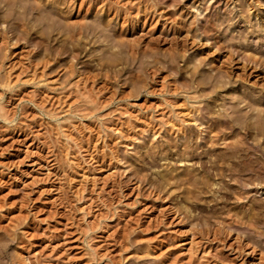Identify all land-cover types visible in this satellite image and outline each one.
<instances>
[{
    "label": "rangeland",
    "instance_id": "rangeland-1",
    "mask_svg": "<svg viewBox=\"0 0 264 264\" xmlns=\"http://www.w3.org/2000/svg\"><path fill=\"white\" fill-rule=\"evenodd\" d=\"M34 1L0 4V264H264V0Z\"/></svg>",
    "mask_w": 264,
    "mask_h": 264
},
{
    "label": "bare ground",
    "instance_id": "bare-ground-1",
    "mask_svg": "<svg viewBox=\"0 0 264 264\" xmlns=\"http://www.w3.org/2000/svg\"><path fill=\"white\" fill-rule=\"evenodd\" d=\"M19 1L20 2H22V0H0V4H1V2H3L5 5H6V7L8 8V14L6 15V17L5 18H3V17H1V18H3L4 19V21L5 22H10V23H8L9 24V27H10V29L13 31L14 29H16L17 28V26H18V24H19V22L22 20V18L20 19V17H18V16H14V14H15V11L17 10L16 9V7L18 6V3H19ZM43 1V0H42ZM260 1V0H259ZM29 2H30V0H29ZM261 2V1H260ZM260 2H258V3H260ZM24 3V2H23ZM195 4V3H194ZM262 4V3H261ZM4 5V6H5ZM20 5H21V3H20ZM25 5H26V3H25ZM24 5V6H25ZM29 5H31V3H29ZM32 8L34 7V5L37 7V10H38V8H40L43 4H42V2H41V0H35L34 1V3H32ZM22 6V5H21ZM24 6H22V7H24ZM28 8H29V6L28 5H26ZM25 6V7H26ZM24 7V8H25ZM27 7H26V9H27ZM43 7V6H42ZM41 7V8H42ZM193 7H197L196 5H193ZM23 8V9H24ZM35 8V7H34ZM33 8V9H34ZM28 10V9H27ZM29 10H30V8H29ZM43 10V9H42ZM38 11H41L40 9L38 10ZM26 12H28V11H26ZM42 12V11H41ZM168 14V13H167ZM177 15H180V17L182 18V19H184V18H186V16H183L182 14H179V13H176ZM199 14H201V11H200V13ZM50 15V14H49ZM174 15V14H173ZM196 16H197V14H195ZM257 15V14H256ZM2 16V15H1ZM13 17L14 18V20H15V22H11V21H7V20H10L11 18L10 17ZM195 16V17H196ZM206 18H208V19H206ZM205 19V22L203 21L202 22V20H201V22L202 23H199V24H197L196 26H191V24L193 23V21L192 20H189V19H187L186 20V22H182L183 24V26L184 27H186V26H189V28H190V32H191V35L192 36H194L195 38H197L198 37V39L199 40H202V39H206V40H209V39H212L213 40V42H214V45H216L215 47H217L218 48V50L219 49H222V48H224V45H222L221 43H220V41H219V39H218V36L216 35V31H215V25H214V20H212L211 18H209L208 16L206 17ZM49 19V18H48ZM214 19V18H213ZM1 20V19H0ZM107 20V19H106ZM3 21V20H2ZM1 21V22H2ZM19 21V22H18ZM219 21V20H218ZM223 21V20H222ZM22 22H23V20H22ZM258 22H260V21H258ZM56 23V22H55ZM98 24H99V22H97ZM3 24V23H2ZM77 24H78V22H77ZM96 24V23H95ZM102 24H103V22H102ZM263 24V23H262ZM68 25V24H67ZM99 25H101V24H99ZM98 25V27H100ZM264 25V24H263ZM2 26V25H1ZM70 26V25H69ZM68 26V27H69ZM75 26V25H74ZM80 26H81V24H80ZM102 26V25H101ZM9 27L7 26L6 27V29L4 30V32L5 31H7L8 29H9ZM71 27V26H70ZM84 27V26H83ZM85 27H86V25H85ZM92 27V26H91ZM87 28V27H86ZM93 28V30L95 31V29H96V25L94 26V27H92ZM70 29V28H69ZM262 29H263V27H262ZM87 30V29H86ZM97 30V29H96ZM11 31V32H12ZM78 31V30H77ZM85 31V30H84ZM263 31H264V29H263ZM3 32V31H2ZM75 32V31H74ZM102 32V31H101ZM189 32V33H190ZM255 32H256V34H257V36H259L260 35V32L259 31H257V29L255 30ZM72 33V32H71ZM91 33V32H90ZM96 33V32H95ZM99 33V32H98ZM104 33V32H103ZM74 34V33H73ZM248 34V33H247ZM262 34H264V33H262ZM16 35V34H15ZM78 35V34H77ZM95 35V34H94ZM98 35V34H97ZM80 36V35H79ZM72 37V36H71ZM246 37V36H245ZM8 38V37H7ZM12 38H13V36H12ZM98 38V37H97ZM194 38V39H195ZM21 39V38H20ZM36 39V44H44V41H42L41 39H37V38H35ZM83 39V38H82ZM116 39V38H115ZM79 40V39H78ZM98 40V39H97ZM12 41V40H11ZM77 41V40H76ZM113 41H115L114 39H113ZM112 41V42H113ZM117 41V40H116ZM119 41V40H118ZM75 42V41H74ZM111 42V43H112ZM228 42V41H227ZM262 42H264V35H262ZM78 43V42H77ZM79 43H80V45H81V42L79 41ZM85 43V42H84ZM110 43V44H111ZM116 43V42H115ZM119 43V42H118ZM122 43H124V41H122ZM243 43V42H242ZM3 44V43H2ZM72 45V44H71ZM75 45V44H74ZM85 45V44H84ZM114 44H112V46H113ZM121 45V44H120ZM131 45V44H130ZM242 45V44H241ZM246 45H248V44H246ZM245 45V47H247L246 49L247 50H249L250 48H249V46H246ZM2 46V45H1ZM40 46V45H39ZM65 46V45H64ZM111 46V47H112ZM128 46V45H127ZM230 46H231V43H230ZM232 46H233V48H234V50L236 51V50H240V49H242L243 50V48L241 47V46H237V45H235V44H232ZM7 47V46H6ZM57 47V46H56ZM59 47V46H58ZM71 47V46H70ZM86 47V46H85ZM84 46L83 47H75V48H68V46H66V48H63V50H69V54L70 55H72V58H79V56H80V51H78V50H85L86 48H85ZM110 47V48H111ZM244 47V46H243ZM245 47H244V49H245ZM113 48V47H112ZM226 48V47H225ZM246 49H245V51L244 52H246ZM53 50H61L60 49V47L59 48H55V49H53ZM107 50H109V49H107ZM258 51H259V49H258ZM58 52V51H57ZM250 52H252V51H250ZM237 55H240L241 54V58H245V59H247L249 62H252V63H254L255 64V67L257 68V66L258 65H260V67L262 66L263 68H262V72L264 73V60H262V59H260L261 58V56H259V58H257L258 56H256V54H258V53H256V54H254V55H252V54H244L243 52L241 53V52H239V51H237ZM260 53H261V55H263L264 54V51H260ZM67 56V55H66ZM255 56H256V58H255ZM71 57V56H70ZM238 57V56H237ZM74 58V59H75ZM108 60V59H107ZM255 67H254V70H255ZM261 69V68H260ZM73 70V69H72ZM218 72V71H217ZM226 72V71H225ZM261 72V73H262ZM263 73H262V75H263ZM217 74V73H216ZM227 74H228V72H227ZM244 75V74H243ZM246 75V74H245ZM240 76V75H239ZM231 77V76H230ZM241 77L242 78H244L242 75H241ZM215 78V77H214ZM241 78V79H242ZM262 78H264V76L263 77H261V79L258 81V83L260 82V81H264V79H262ZM210 80V79H209ZM243 80V79H242ZM245 80H247V78L245 79ZM202 82V81H201ZM210 83V82H209ZM213 83V82H212ZM262 83H264V82H262ZM214 85V84H213ZM259 85H261V82L259 83ZM263 86H264V84H262ZM205 86V85H204ZM200 89V88H199ZM202 89V88H201ZM198 90V89H197ZM204 89H202V91H203ZM198 92H199V90H198ZM204 92V91H203ZM198 94V93H197ZM199 94L200 95H202L200 92H199ZM199 94H198V96H197V98L199 97ZM199 99V98H198ZM250 99V98H249ZM210 106V105H209ZM205 107V106H204ZM208 107V106H207ZM196 109V108H195ZM201 109H203V108H201ZM197 110V109H196ZM199 110V109H198ZM198 110H197V112H198ZM204 110V109H203ZM0 111H1V107H0ZM207 111V110H206ZM208 111H210V109L208 110ZM200 112V111H199ZM202 113V112H201ZM199 114V113H198ZM0 115L3 117V118H5L6 119V117L4 116V114H2L1 112H0ZM202 115V114H201ZM204 116V115H203ZM213 118V117H212ZM218 119V118H217ZM203 120V119H202ZM206 121V120H205ZM227 121V120H226ZM208 122V121H207ZM210 122V121H209ZM208 122V123H209ZM214 122V121H213ZM221 121H219V123H220ZM222 124H223V122H221ZM202 124H204L203 122H202ZM212 122H210L207 126V129H210L209 131H210V133L212 132L211 131V127H212ZM221 124V125H222ZM219 126H220V124H219ZM223 126V125H222ZM205 128V127H204ZM214 128V127H213ZM217 129V128H216ZM220 129V128H219ZM214 130V129H213ZM208 131V130H207ZM218 131V130H217ZM219 132H220V130H219ZM213 133H214V131H213ZM208 134H209V132H208ZM215 134V133H214ZM211 135L212 136H208L209 137V141H207V142H210V143H213L215 140H216V138H215V136H213V134L211 133ZM222 136V135H221ZM221 139V138H220ZM219 139V140H220ZM208 140V139H207ZM227 140V139H226ZM217 141V140H216ZM220 142V141H219ZM230 142V141H229ZM229 142H228V144H229ZM216 144V143H215ZM221 144H223V143H221ZM225 144V143H224ZM209 145V144H208ZM185 158V157H184ZM179 161H181V160H179ZM254 225V224H253ZM213 241H214V239H213ZM212 240H208L207 241V245H206V247H208V248H210L211 246H212V242H213ZM206 242V241H205ZM215 242H217V241H215ZM204 244V243H203ZM201 245V246H204V245ZM206 244V243H205ZM220 245V244H219ZM193 246V245H192ZM200 246V245H199ZM217 247V246H216ZM195 248V247H194ZM203 248V247H202ZM208 248H203V251H204V253L206 252L207 253V249ZM221 248V247H220ZM237 248V247H236ZM192 249V248H191ZM196 249H197V251H198V248L196 247ZM216 249V248H215ZM218 249V248H217ZM207 250V251H206ZM223 250V249H222ZM193 251V250H192ZM194 251H195V249H194ZM195 252H193V254H194ZM203 253V252H202ZM201 253V254H202ZM209 253V252H208ZM214 253V256L212 257V259L210 260L209 259V257L207 258V255H206V259H205V257H204V255H202L201 257H198V258H203V259H205V261L204 262H201V263H199V264H206V262H208L209 260H210V262H208V264H226V263H224L225 261L222 259V257L220 256V255H215L216 254V252H213ZM232 253H234V252H232ZM222 255L224 254V253H221ZM191 255H192V253H191ZM210 255H212V254H210ZM234 255H236V254H234ZM57 256V255H56ZM193 256V255H192ZM195 256V255H194ZM193 256V257H194ZM199 256V255H198ZM225 256L226 255H224V258H225ZM51 257V256H50ZM28 258V257H27ZM113 258V257H112ZM211 258V257H210ZM263 258V257H262ZM23 259V258H22ZM38 259V258H37ZM229 259V258H228ZM62 260V259H61ZM197 260H201V259H197ZM231 260V259H230ZM25 261V260H24ZM187 261V260H186ZM199 262V261H198ZM198 262L196 263V264H198ZM228 262V261H227ZM231 262V261H230ZM60 263V262H59ZM232 263V262H231ZM61 264V263H60ZM188 264H195V262H193V261H189L188 262ZM230 264V263H229Z\"/></svg>",
    "mask_w": 264,
    "mask_h": 264
}]
</instances>
